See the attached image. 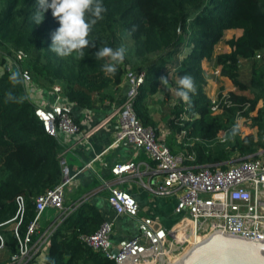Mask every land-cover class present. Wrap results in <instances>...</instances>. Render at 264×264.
Segmentation results:
<instances>
[{
  "label": "trees",
  "instance_id": "16d2710c",
  "mask_svg": "<svg viewBox=\"0 0 264 264\" xmlns=\"http://www.w3.org/2000/svg\"><path fill=\"white\" fill-rule=\"evenodd\" d=\"M100 2L106 11L88 37L94 46L84 49L83 57L75 53L60 57L50 50L51 34L59 28L51 10L37 25V0H0V47L4 52L0 56V263L9 262L18 251L14 230L20 237L25 234L35 217V198L61 180L62 149L58 140L44 131L35 116L37 105L29 98L25 85L14 86L9 80L11 73L5 70L14 51L27 53L24 65L36 88L51 96L52 87L58 85L63 99L89 111L114 104L129 71L143 72V84L133 107L142 125L153 128L147 98L159 91L160 78L171 71L177 90L178 78L191 74L196 87V92L190 94L192 103H183L180 98L168 120L170 133L164 142L170 152L177 154L183 149L176 142L181 130L192 141L188 151L195 153V168L225 167L233 160L248 159L264 151V62L254 61L256 54L264 53V0ZM233 29L242 30V35L225 41L231 48L229 53H217L225 32ZM105 46L126 49L125 60L114 76L102 71L109 61L95 56ZM205 60L220 66V76L228 78L236 89L229 94L235 106L218 114L209 109L202 67ZM242 61L252 62L246 82L241 77ZM8 92L19 102H6ZM259 103L262 105L257 108ZM239 110L248 126L256 128L255 135L241 136L238 131L231 134ZM254 111L256 115L251 116ZM182 113H187L189 119H181ZM224 131L228 136L224 145L215 148V153L209 150L208 145L217 143L219 133ZM97 186L96 181L92 188L78 192L83 197L56 224L43 264H116L80 239L81 235L94 233L104 221L89 202L101 191L100 187L93 191ZM19 196L23 198L22 214L16 202ZM35 263L33 259L24 264Z\"/></svg>",
  "mask_w": 264,
  "mask_h": 264
},
{
  "label": "built area",
  "instance_id": "2783aa9c",
  "mask_svg": "<svg viewBox=\"0 0 264 264\" xmlns=\"http://www.w3.org/2000/svg\"><path fill=\"white\" fill-rule=\"evenodd\" d=\"M255 58H260V55L256 54ZM27 59L28 55L24 51H14L13 59H7L5 70L8 73L19 71L21 75L25 72L28 74V79L23 84L29 98L34 103H40L34 113L42 123L44 131L57 140L61 135L80 140V126L66 108L60 95V87L54 85L52 97L49 95L50 100L46 99L43 90L36 88L32 82L31 74L24 65ZM126 80L128 89L125 98L122 103L112 107L107 119L116 118L118 121L117 135L109 147L116 148L125 142L146 154L156 170L161 173V179L154 187L149 186L148 189L161 197L176 195L174 211L182 215L180 224L189 221L193 228H202L207 235L220 232L250 241H264V151H259L254 157L231 162L225 167L216 165L195 168L193 164L195 153L188 151V148L191 149L192 141L186 138L185 130H181L177 135L178 143L183 149L177 154H172L166 143L159 139L156 129L143 126L137 118L133 104L143 84L144 73L129 71ZM229 94L218 92L210 98L209 109L212 114L235 106ZM182 102L185 103L183 100ZM189 117L187 113L181 114V119L186 120ZM235 121L234 126H239L238 132L242 121L248 123L240 110L237 111ZM100 126L83 133L81 140H87ZM222 133L224 138L220 143H225L228 138L227 131ZM218 138L219 135L217 143ZM92 163L93 161L88 162L85 167L91 168ZM59 165L60 182L35 198V217L27 226L25 234L20 237L17 229L14 230L18 240V251L10 257L9 262L0 264H24L37 259L42 251L46 250L48 240L60 220L43 231L40 227V218L47 209L63 211L59 219L67 214L68 211H64L65 192L73 186L76 176L66 164L63 154L59 155ZM136 170L137 165L132 161L114 163L111 174L122 177ZM99 190L106 191L108 205L117 216L139 218L138 204L129 193L105 181L101 182ZM16 202L22 214L23 198L17 197ZM112 232L113 222L105 220L94 233L81 235L80 239L86 246L101 252L116 264H121L129 255L132 264L145 262L156 264L159 256L165 255V251L162 252L163 245L172 231L164 229L159 219L145 216L139 219L136 236L122 242L115 249L111 241ZM198 242L193 241L190 245Z\"/></svg>",
  "mask_w": 264,
  "mask_h": 264
},
{
  "label": "crops",
  "instance_id": "0c3cea01",
  "mask_svg": "<svg viewBox=\"0 0 264 264\" xmlns=\"http://www.w3.org/2000/svg\"><path fill=\"white\" fill-rule=\"evenodd\" d=\"M242 35V30H227L224 34L223 42L216 47L217 53H229L231 48L225 43L230 39H237ZM250 62L248 72L251 68V61L241 62V71L243 63ZM202 67L205 71L207 86L205 88L208 98H212L218 92H235L236 89L232 82L225 77L216 75L220 73V66L212 61H203ZM169 76L167 85H160L157 94L147 98V107L149 115L155 124V129L159 139L165 141L170 133L168 120L172 117L173 106L180 99L176 94L172 80L175 79L171 71L166 72ZM243 80V79H242ZM128 89V83L125 80L121 87V92L114 104H106L94 110L81 109L75 104H71L65 99L64 104L69 113L80 126V140L67 138L63 135L58 140L61 146V154L72 173H76L73 186L67 189L64 198V211H71L83 195H79L80 190L90 189L98 182V186L93 191L101 187V182H109L118 188L129 193L136 200L139 207V218H130L127 216H117L108 205L106 191H97L89 202L93 204L101 213L104 221L113 222V232L111 241L114 249L122 242L130 239L138 233L139 219L145 216H153L159 219L161 226L167 231L174 230L181 222L182 215L175 213L176 195L161 197L150 192L148 187H154L161 179V173L158 172L153 162L146 154L139 149L134 148L128 143L122 142L116 148H110V144L118 132V121L116 118L107 120L112 112V107L123 102ZM47 98L49 95L43 93ZM40 103H36V105ZM101 125L87 140H81L83 133L89 129ZM178 145V138L176 136ZM181 151V150H180ZM179 151V152H180ZM178 152V153H179ZM93 161L91 168H86L88 162ZM132 161L137 165V170L128 173L122 177H115L111 174V167L114 163H124ZM100 181V182H99ZM53 212V213H52ZM54 214V215H52ZM63 211L47 209L40 218L41 230H47L52 224L57 223ZM42 227L44 229H42ZM46 250L37 257L35 264H43L45 261Z\"/></svg>",
  "mask_w": 264,
  "mask_h": 264
},
{
  "label": "clouds",
  "instance_id": "9594fccd",
  "mask_svg": "<svg viewBox=\"0 0 264 264\" xmlns=\"http://www.w3.org/2000/svg\"><path fill=\"white\" fill-rule=\"evenodd\" d=\"M37 12L34 20L39 25L44 19V13L51 10L52 16L58 21L59 28L51 34L50 50L60 57H67L73 53L79 57L84 56V49L93 43L88 39L93 26L98 20L103 19L102 13L106 9L100 0H37ZM135 28H133V31ZM126 49L121 46L102 47L95 54L98 60L107 59L109 62L102 66V71L106 76H114L118 65L125 60ZM28 79V74L23 75L19 71H13L9 76L10 82L15 86ZM169 76H162L160 83L167 85ZM196 92L194 77L185 74L178 78V88L176 95L185 103L191 105V95ZM6 102H19V99L12 93L6 94ZM239 126H234L232 135L238 131Z\"/></svg>",
  "mask_w": 264,
  "mask_h": 264
},
{
  "label": "water",
  "instance_id": "95a60500",
  "mask_svg": "<svg viewBox=\"0 0 264 264\" xmlns=\"http://www.w3.org/2000/svg\"><path fill=\"white\" fill-rule=\"evenodd\" d=\"M182 223L183 229H189V221ZM187 242L190 241L179 242L172 230L163 245L165 255L159 256L157 264H168L167 256L176 258L170 264H264V241H250L215 232L194 245L186 246ZM121 264H132L131 255L125 257Z\"/></svg>",
  "mask_w": 264,
  "mask_h": 264
},
{
  "label": "rangeland",
  "instance_id": "374dc122",
  "mask_svg": "<svg viewBox=\"0 0 264 264\" xmlns=\"http://www.w3.org/2000/svg\"><path fill=\"white\" fill-rule=\"evenodd\" d=\"M123 39H125L126 40V37H123ZM4 54V52H3V49H2V47H0V56L2 57V55ZM260 55V54H259ZM255 62H264V53H261V55H260V58H255V60H254ZM249 64H250V62L248 63V65H247V62H244L243 63V67H242V71H241V77H242V79H243V81L244 82H246L247 80H248V74H249V72H248V69H249ZM251 64H252V62H251ZM176 95V94H175ZM261 103H259L258 104V106H257V108H259V107H261ZM219 113H221V112H219ZM218 114V113H217ZM256 115V111H254L252 114H251V116H255ZM234 124H236V121H234ZM239 133L241 134V136H244V135H248L249 133L250 134H256V132H257V130H256V128H251V127H249L248 126V123L247 122H245V121H242L241 123H240V129H239ZM224 138V134L221 132V133H219V143H214V144H212V145H208V149L209 150H212V152H214L215 153V148H220V146L219 145H224V143H220V140L221 139H223ZM232 162H235V160H233ZM53 213V212H52ZM52 215H54V214H52ZM42 229H44L43 227H42ZM191 243L190 242H187V244H185L186 246H188V245H190ZM176 258H173L172 256H171V258H170V260H172V262H174V260H175ZM37 260V259H36ZM37 263V262H36ZM156 264H157V262H156Z\"/></svg>",
  "mask_w": 264,
  "mask_h": 264
},
{
  "label": "bare ground",
  "instance_id": "6f19581e",
  "mask_svg": "<svg viewBox=\"0 0 264 264\" xmlns=\"http://www.w3.org/2000/svg\"><path fill=\"white\" fill-rule=\"evenodd\" d=\"M185 226L184 224H180L178 225L174 230L173 233L175 234L176 239L179 242H183L184 240H189L190 243H192L193 241L198 242L204 238H207L208 234L202 229V228H193L190 224L189 229H183ZM171 256H167V263H173L172 260H170ZM176 261V259L174 260V262ZM141 264H153V263H149V262H145V263H141Z\"/></svg>",
  "mask_w": 264,
  "mask_h": 264
}]
</instances>
